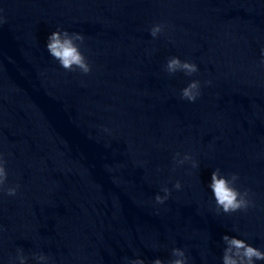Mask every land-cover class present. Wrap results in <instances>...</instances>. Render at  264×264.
<instances>
[{
    "label": "clouds",
    "instance_id": "9594fccd",
    "mask_svg": "<svg viewBox=\"0 0 264 264\" xmlns=\"http://www.w3.org/2000/svg\"><path fill=\"white\" fill-rule=\"evenodd\" d=\"M4 23L0 20V25ZM164 25H154L150 34L153 38L157 37L163 31ZM83 43L84 36L79 33H69L67 30H57L52 32L46 41V49L60 66L69 72L77 69L82 74H89L91 72V65L89 64L85 55L81 52L80 46L77 43ZM166 70L169 74H174L177 71H182L186 75H192L198 71L197 65L187 61H181L178 57H171L166 64ZM200 95V82L192 81L187 87L181 90V98L189 102H195ZM108 132V129H104ZM179 155V153H177ZM191 157L185 155L182 160L177 161L183 164L190 160ZM6 161L3 155L0 154V192H5L8 196H15L17 194L18 185L15 187L5 188L7 181V171L5 167ZM195 166V164L193 165ZM239 179L238 175L233 173L230 178L221 175L220 170L216 169L211 173V182L209 188L212 191L216 206L222 209L224 213H234L240 210H247L250 201L248 199V190L244 192L239 191L235 187L236 181ZM176 189L181 188V184L176 182L174 185ZM164 196L156 195L155 201L157 203H164L168 199L170 191L167 187L163 188ZM223 241L227 245L223 253V264H255V261H264V251L246 243L245 240L236 237L224 235ZM172 255L176 257L169 262V264H186L185 253L182 249L174 248ZM38 260L44 261L47 258L43 255L37 257ZM20 264H25V257L19 256ZM129 264H144L142 259L131 260ZM152 264H163L160 259H155Z\"/></svg>",
    "mask_w": 264,
    "mask_h": 264
}]
</instances>
